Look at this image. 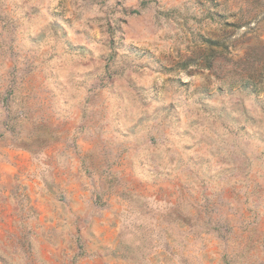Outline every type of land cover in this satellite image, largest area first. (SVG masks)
Masks as SVG:
<instances>
[{"label":"rangeland","instance_id":"rangeland-1","mask_svg":"<svg viewBox=\"0 0 264 264\" xmlns=\"http://www.w3.org/2000/svg\"><path fill=\"white\" fill-rule=\"evenodd\" d=\"M0 264H264V0H0Z\"/></svg>","mask_w":264,"mask_h":264}]
</instances>
